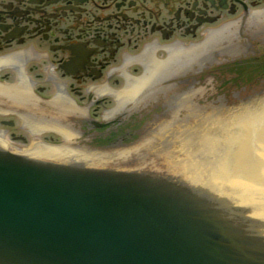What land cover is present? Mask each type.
<instances>
[{"label":"flooded vegetation","instance_id":"af4514ba","mask_svg":"<svg viewBox=\"0 0 264 264\" xmlns=\"http://www.w3.org/2000/svg\"><path fill=\"white\" fill-rule=\"evenodd\" d=\"M249 95L264 0H0L5 154L170 177L184 125Z\"/></svg>","mask_w":264,"mask_h":264},{"label":"water","instance_id":"95a60500","mask_svg":"<svg viewBox=\"0 0 264 264\" xmlns=\"http://www.w3.org/2000/svg\"><path fill=\"white\" fill-rule=\"evenodd\" d=\"M245 98L184 125L170 177L0 149V264H264V95Z\"/></svg>","mask_w":264,"mask_h":264}]
</instances>
